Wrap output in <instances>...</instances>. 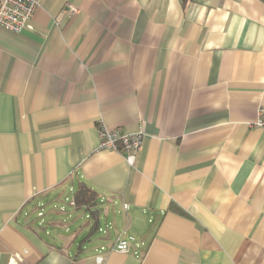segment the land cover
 <instances>
[{
    "label": "crops",
    "instance_id": "crops-1",
    "mask_svg": "<svg viewBox=\"0 0 264 264\" xmlns=\"http://www.w3.org/2000/svg\"><path fill=\"white\" fill-rule=\"evenodd\" d=\"M30 25L0 26V264H264V3L40 0ZM101 124L143 130L132 166ZM67 189L92 219L76 247L39 219Z\"/></svg>",
    "mask_w": 264,
    "mask_h": 264
},
{
    "label": "built area",
    "instance_id": "built-area-1",
    "mask_svg": "<svg viewBox=\"0 0 264 264\" xmlns=\"http://www.w3.org/2000/svg\"><path fill=\"white\" fill-rule=\"evenodd\" d=\"M39 4L40 0H0V26L12 32L30 28L31 18ZM68 10L75 11V8L68 4ZM252 126L264 130V107L258 108L257 119L252 123ZM142 140V129L124 132L120 127H108L105 124H101L99 127L98 149L121 153L130 166L135 162ZM127 206L124 204V208ZM133 241L132 236L123 238L119 235L115 238L112 249L120 253H127ZM103 259V256L97 255L95 264H101Z\"/></svg>",
    "mask_w": 264,
    "mask_h": 264
},
{
    "label": "rangeland",
    "instance_id": "rangeland-1",
    "mask_svg": "<svg viewBox=\"0 0 264 264\" xmlns=\"http://www.w3.org/2000/svg\"><path fill=\"white\" fill-rule=\"evenodd\" d=\"M71 199V191L68 189L65 191L63 194L61 200L57 202L56 207L63 208L65 211H53L51 210L52 205L46 204L42 206L41 213L43 214L42 217H39V219H50L52 215L58 216L60 219H64L65 221H68V223L65 224L64 227H60L59 231H61L62 234L65 235H76L74 239V247H76V244L78 241L86 234L88 226L86 225L87 223H90L92 221L91 218L85 217V213L83 212H78L75 211L70 203ZM118 211V208L115 209L114 213L116 216L121 217L123 216L122 213H116ZM74 214L72 217H67L68 214ZM114 213L111 211H107L106 214L100 213L99 214V223L101 230L96 231L91 239L83 244V248L85 249L87 254H92L94 251V248L97 247L100 242L106 241L107 239L105 238L107 232H110V234H114L115 230L118 229L116 225L113 224L112 220L114 219ZM77 232H75V229L80 228ZM66 228H68L66 230ZM104 231V232H103ZM74 235V236H75ZM127 235H125L126 237Z\"/></svg>",
    "mask_w": 264,
    "mask_h": 264
},
{
    "label": "trees",
    "instance_id": "trees-1",
    "mask_svg": "<svg viewBox=\"0 0 264 264\" xmlns=\"http://www.w3.org/2000/svg\"><path fill=\"white\" fill-rule=\"evenodd\" d=\"M264 3V0H260ZM94 192L87 188L86 186H80L75 192H74V203L77 207H81L82 205H85L86 211L89 212V215L95 218L97 208L94 206L96 204ZM97 230V227L92 228V234ZM91 236V234H89Z\"/></svg>",
    "mask_w": 264,
    "mask_h": 264
}]
</instances>
